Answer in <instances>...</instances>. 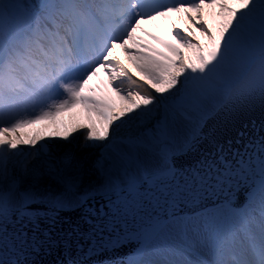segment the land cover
Here are the masks:
<instances>
[{"label": "snow or ice", "instance_id": "6c2138e0", "mask_svg": "<svg viewBox=\"0 0 264 264\" xmlns=\"http://www.w3.org/2000/svg\"><path fill=\"white\" fill-rule=\"evenodd\" d=\"M257 100L264 0H0V264H264Z\"/></svg>", "mask_w": 264, "mask_h": 264}, {"label": "water", "instance_id": "95a60500", "mask_svg": "<svg viewBox=\"0 0 264 264\" xmlns=\"http://www.w3.org/2000/svg\"><path fill=\"white\" fill-rule=\"evenodd\" d=\"M264 119V106L261 105L260 101L257 100L251 108L245 109L239 113H237L232 120L227 123L221 122L218 126V130L225 138L229 136L235 135V128H239L242 123L249 122L251 120L259 121ZM186 212L190 213L189 209H185ZM69 217L75 216L74 213L69 212L67 214ZM108 256L102 257H92L91 259H107ZM37 260L43 261V264H60L61 261L67 262L71 259L83 260L84 257L79 254L69 255L63 250L52 251L49 254L42 255L40 257H36Z\"/></svg>", "mask_w": 264, "mask_h": 264}, {"label": "bare ground", "instance_id": "6f19581e", "mask_svg": "<svg viewBox=\"0 0 264 264\" xmlns=\"http://www.w3.org/2000/svg\"><path fill=\"white\" fill-rule=\"evenodd\" d=\"M158 23H163V22L161 21ZM145 27L149 28V30L156 31V28L153 25H146ZM121 57L122 59L124 58L123 53H121ZM100 79L102 80L104 79V77L101 76ZM58 119L62 120L70 128L72 124L76 122L77 119L80 121H87L88 113H86L82 107H78L72 110L71 112L61 114V116ZM37 125H38L37 130H42L46 127V125L44 124H37ZM32 130H34V128ZM54 130L55 129H49V131H54ZM77 139H79V137H77Z\"/></svg>", "mask_w": 264, "mask_h": 264}, {"label": "rangeland", "instance_id": "374dc122", "mask_svg": "<svg viewBox=\"0 0 264 264\" xmlns=\"http://www.w3.org/2000/svg\"><path fill=\"white\" fill-rule=\"evenodd\" d=\"M34 130L38 129V125L33 126Z\"/></svg>", "mask_w": 264, "mask_h": 264}]
</instances>
